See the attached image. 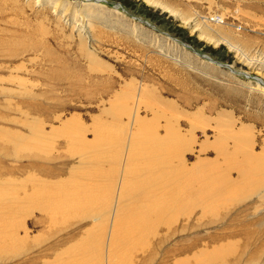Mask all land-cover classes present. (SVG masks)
Segmentation results:
<instances>
[{
  "label": "rangeland",
  "instance_id": "1",
  "mask_svg": "<svg viewBox=\"0 0 264 264\" xmlns=\"http://www.w3.org/2000/svg\"><path fill=\"white\" fill-rule=\"evenodd\" d=\"M234 139L264 168V0H0V264H264V189L187 187Z\"/></svg>",
  "mask_w": 264,
  "mask_h": 264
},
{
  "label": "bare ground",
  "instance_id": "2",
  "mask_svg": "<svg viewBox=\"0 0 264 264\" xmlns=\"http://www.w3.org/2000/svg\"><path fill=\"white\" fill-rule=\"evenodd\" d=\"M96 2H102V0H96ZM142 132H144V130H142ZM165 132L166 135L164 137H159L153 133L151 137L147 135L142 138L140 142L142 151L145 153H151L153 155L151 157L146 156L144 161L146 162L148 169L142 171L146 177L136 181L137 192L133 194L134 199L139 200V202L154 197L156 204L161 203L162 208L166 206V203H169L170 201L174 202L180 199L179 188L177 181L171 180L166 174L155 173L156 167L166 164V162L162 160V157L165 154L170 155L175 150L180 152L183 151L181 147L182 138L180 135L178 133L176 134V132L173 135L171 126L169 128L165 127ZM241 141V139H234L232 151L227 149L225 146L226 144H223L218 156L223 157L225 166L219 171V173L218 170H216L214 172L202 171L199 174H195L196 171L193 168H196V165L192 167V169L187 168L189 170L186 171L188 189H193L195 186H197L198 191L196 192V196L199 197H201L200 191L205 194L208 186H215L218 188V191H221L224 195L226 193H232V195H235L238 190L234 191L233 189H236L237 186H241L240 189L242 192H244L245 188L248 186H252L255 191L264 189V183H255L254 180L255 176H258V174H260L259 176H262L261 173L264 172V168L260 166L261 161H259L258 157H255L252 154L251 148V150L247 148L248 146L242 148L240 143ZM240 155H243L244 159H242V157L239 158ZM149 162H153L155 169ZM199 162L198 164L201 165V167L204 164H207L206 162ZM179 163L185 164L183 159H180ZM247 163H253V167L249 166ZM261 165L263 166L262 163ZM246 166L249 169H246ZM192 170L195 172L193 173ZM233 173L237 175V180L230 179ZM149 180L151 181L150 184ZM163 182H166L170 185L159 186V184ZM152 184L157 185L154 192H152L150 188ZM164 193L170 196L167 202L164 201ZM10 213L11 212L8 214Z\"/></svg>",
  "mask_w": 264,
  "mask_h": 264
},
{
  "label": "water",
  "instance_id": "3",
  "mask_svg": "<svg viewBox=\"0 0 264 264\" xmlns=\"http://www.w3.org/2000/svg\"><path fill=\"white\" fill-rule=\"evenodd\" d=\"M96 1V0H95ZM102 1H105V0H102ZM185 47H187V48H191L190 46H188V45H185ZM198 56H202L203 58H208V57H206V56H204V55H199L198 53H196ZM211 60V59H210ZM213 63H216V64H218V62H216V61H214V60H211ZM219 65L220 66H225V65H222V64H220L219 63ZM261 82V81H260ZM262 83V82H261Z\"/></svg>",
  "mask_w": 264,
  "mask_h": 264
},
{
  "label": "built area",
  "instance_id": "4",
  "mask_svg": "<svg viewBox=\"0 0 264 264\" xmlns=\"http://www.w3.org/2000/svg\"><path fill=\"white\" fill-rule=\"evenodd\" d=\"M213 21L215 22H220V23H223V19L219 18V17H216V18H212Z\"/></svg>",
  "mask_w": 264,
  "mask_h": 264
}]
</instances>
